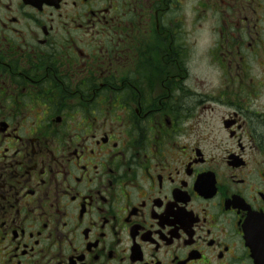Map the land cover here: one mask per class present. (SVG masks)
<instances>
[{
	"label": "flooded vegetation",
	"instance_id": "obj_1",
	"mask_svg": "<svg viewBox=\"0 0 264 264\" xmlns=\"http://www.w3.org/2000/svg\"><path fill=\"white\" fill-rule=\"evenodd\" d=\"M254 250L264 0H0V264Z\"/></svg>",
	"mask_w": 264,
	"mask_h": 264
},
{
	"label": "water",
	"instance_id": "obj_2",
	"mask_svg": "<svg viewBox=\"0 0 264 264\" xmlns=\"http://www.w3.org/2000/svg\"><path fill=\"white\" fill-rule=\"evenodd\" d=\"M247 241L251 246L256 243L260 247L263 244L262 240L260 239L259 233L256 230L248 233ZM252 255H254L257 263L264 264V252H258L254 250Z\"/></svg>",
	"mask_w": 264,
	"mask_h": 264
}]
</instances>
